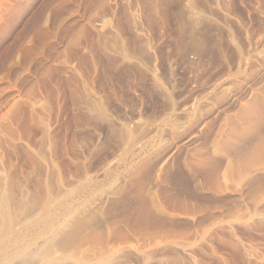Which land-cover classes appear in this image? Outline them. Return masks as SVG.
<instances>
[{"label":"rangeland","instance_id":"obj_1","mask_svg":"<svg viewBox=\"0 0 264 264\" xmlns=\"http://www.w3.org/2000/svg\"><path fill=\"white\" fill-rule=\"evenodd\" d=\"M5 242L0 264H264V0H0Z\"/></svg>","mask_w":264,"mask_h":264},{"label":"bare ground","instance_id":"obj_2","mask_svg":"<svg viewBox=\"0 0 264 264\" xmlns=\"http://www.w3.org/2000/svg\"><path fill=\"white\" fill-rule=\"evenodd\" d=\"M4 244V243H3ZM7 244H8V242H5V245L3 246H0V253H3L4 251H6V249H7Z\"/></svg>","mask_w":264,"mask_h":264}]
</instances>
